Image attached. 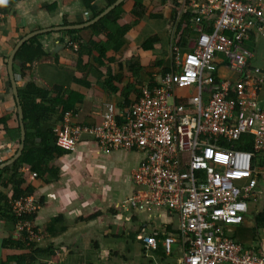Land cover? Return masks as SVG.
Segmentation results:
<instances>
[{
	"label": "built area",
	"instance_id": "built-area-1",
	"mask_svg": "<svg viewBox=\"0 0 264 264\" xmlns=\"http://www.w3.org/2000/svg\"><path fill=\"white\" fill-rule=\"evenodd\" d=\"M176 10L177 18L191 13L195 34L179 35L169 71L154 72L157 84L142 86L130 106L106 102L99 123H73L75 113L66 111L56 145L72 151L87 134L103 150L144 152L134 180L146 187V200L178 215L183 264H264V254L225 230L242 223L249 202L264 196V168H257L264 159V103L258 100L264 66L248 67L253 52L246 44L254 29L264 36V0H177ZM222 61L233 79L220 75ZM141 200L136 195L132 205L143 207ZM10 203L16 238L26 231L29 242L42 241L45 233L33 219L39 200L22 195ZM139 239L147 250L161 244L167 254L177 240L153 233Z\"/></svg>",
	"mask_w": 264,
	"mask_h": 264
},
{
	"label": "crops",
	"instance_id": "crops-1",
	"mask_svg": "<svg viewBox=\"0 0 264 264\" xmlns=\"http://www.w3.org/2000/svg\"><path fill=\"white\" fill-rule=\"evenodd\" d=\"M116 1L110 4L109 0H93L88 6L85 0H0V120H5L0 122V163L13 157L21 143V135L20 140L13 138L12 133H7L5 125L10 130L20 128L21 134L18 103L9 67L12 64L18 89L23 88L27 80L24 73L27 74L29 70H24L26 64L17 56L16 48L23 37L31 34L38 36L47 51L46 62L40 66V85L76 88L84 94V100L75 104L77 109L72 116L73 123L95 124L101 120V111L106 102H113L117 106L123 103L120 92L110 95L98 85L109 71H123V80L118 84L121 90L130 83L139 87L148 83L145 71L136 69L134 72L135 63L147 68L157 58L168 65L172 45L179 37L186 35L177 34L176 26H173L174 19L179 20L177 10L174 14L176 0H143L145 8L148 5V12L165 19L166 26L160 29L153 18L144 15L140 23L125 35L124 47L119 52L109 51L102 64L95 63L90 69L86 79L92 86L76 84L77 79L85 78L74 66L73 60L77 59L75 50L79 45L71 39L73 36H80L84 41L105 38L103 34H96L93 29L87 28L93 24L87 23ZM122 3L123 15L118 20L120 25L125 24L128 13L132 12L134 0H122L119 4ZM187 14L192 16L185 11L180 18ZM71 30L80 31L71 34ZM153 34L159 36L155 47L142 49V42ZM187 34L194 35L195 32L189 31ZM246 44L253 52L248 67L264 66V36L261 30L254 29ZM113 56L115 60L110 61L109 58ZM91 57L85 53L83 63H87ZM144 60L149 62L144 64ZM119 62L123 63L122 69ZM220 75L232 79L235 76L223 61ZM261 76L258 100L263 105L264 73ZM187 92L188 89L183 91ZM136 95L132 92L131 99L134 100ZM99 97H103L101 106L97 105ZM54 118L41 123L42 131L58 126ZM25 131L33 130L25 124ZM144 159L145 153L139 150H103L93 137L85 134L74 150L60 149L59 153L54 154L49 163L54 175L45 172L40 177L36 172V176H33L35 171L23 166L21 171L26 183L34 188V196L40 202V208L33 215L34 222L45 233L44 239L38 242L40 248L54 251L58 264H183L186 245L180 235L178 215L167 205L146 200L143 197L146 187L134 180L135 169ZM4 191L11 197L12 186L8 185ZM139 194L143 207L132 205V200ZM15 228L16 222L0 212V261L9 254L2 242L8 237L16 238ZM225 230L244 246L264 254V196L260 195L258 201L249 202L242 223L226 225ZM149 233L160 235V239L174 235L177 240L172 254H167L162 246L160 250H147L139 236ZM39 257L41 263L50 261L46 252Z\"/></svg>",
	"mask_w": 264,
	"mask_h": 264
},
{
	"label": "trees",
	"instance_id": "trees-1",
	"mask_svg": "<svg viewBox=\"0 0 264 264\" xmlns=\"http://www.w3.org/2000/svg\"><path fill=\"white\" fill-rule=\"evenodd\" d=\"M89 6L93 0H85ZM115 0H109L112 4ZM176 3L174 2V14L176 11ZM123 4H119L115 9L107 13L98 21L93 23L87 28L93 29L96 34H103L105 38L97 41L93 38L84 41L80 36H73L71 39L75 43H78L79 47L76 51L77 59L73 60L75 68L79 70L84 80L77 79L76 84H81L85 87H91L92 84L86 77L89 75L90 69L95 66V63L102 64L103 58L107 56L109 51L119 52L124 47L125 35L130 32L137 24L140 23V19L144 15H149L151 18L159 17L158 14L148 12V5H143V0H134V7L132 12L128 13V18L124 20V25L118 23L119 18L123 15ZM98 14V13H97ZM95 14V15H97ZM176 15V14H175ZM174 17V15H173ZM189 18L190 14L175 20L173 26H176L175 31L177 34H187L189 32ZM80 30H71V34L79 32ZM159 40L157 34H153L145 38L141 44V48L144 50H151L155 46L154 44ZM47 51L44 49L42 42L38 36H34L27 40L17 51V56L20 57L26 65L24 70H29L24 76H27L25 86L19 88L20 102L24 112V121L28 129L33 131H27L26 141L21 156L13 162L11 165L0 170V212L7 219L17 221V217L11 210V199L17 198L22 195H34V188L27 185L26 179L21 171L23 166H29L30 170L37 172L38 176L42 177L45 172L54 175L49 168V163L54 154L59 153L60 149L56 145V133L59 125L61 124L66 111H74L77 109L75 104L84 100V94L77 91L76 88H64L61 85H40L39 80L41 78L40 66L45 61V55ZM87 53L92 56L91 61L83 63V55ZM167 53V51H166ZM50 59V58H49ZM47 60V58H46ZM110 61L115 60V56L109 58ZM28 64V65H27ZM119 68H123V63L119 62ZM169 64V62H168ZM148 68V69H147ZM145 68L139 63L133 65V70L136 73V69L139 71H145L149 78L148 85H156L157 81L153 76V73L158 71L159 74H163L169 71V65L164 64V60L155 58L150 67ZM154 68V69H152ZM111 71L106 74L103 82H98L102 91L108 94H115L120 92L123 103L120 107H126L134 104L139 95L141 94V87L134 85L133 83L123 86L120 90L119 83L122 82L124 73L116 70V73ZM135 92L137 95L131 99L130 95ZM97 105L101 106L103 97L98 98ZM55 117V118H54ZM57 120L58 126L50 127L48 130L42 131V122H48L50 120ZM5 120H0V122ZM98 121L97 123H99ZM84 124V123H80ZM5 129L8 134L12 133L13 138L20 140V128L10 130L8 125H5ZM241 148H250L249 146L239 145ZM62 150V149H61ZM260 163L257 168H264V159L260 156ZM8 185L12 186L13 193L9 197L5 193V188ZM158 236V235H157ZM28 232L24 231L22 237L5 238L2 242L4 249L9 251L4 259L0 261V264H40L42 261L39 255L43 252L48 253L52 264H58V258L54 251L51 249H41L37 242L28 241ZM160 237V235L158 236ZM161 249L160 247L157 250ZM41 264H47L41 263Z\"/></svg>",
	"mask_w": 264,
	"mask_h": 264
},
{
	"label": "water",
	"instance_id": "water-1",
	"mask_svg": "<svg viewBox=\"0 0 264 264\" xmlns=\"http://www.w3.org/2000/svg\"><path fill=\"white\" fill-rule=\"evenodd\" d=\"M122 0H117L113 5H111L110 7L106 8L101 14H99L98 16H96L94 19H92L90 22L87 23V25L95 23L96 21H98L101 17L105 16L109 11H111L113 8L116 7V5H118ZM82 26V25H81ZM78 27V26H76ZM31 37H33V35H27L25 37H23L18 43H17V47L16 48H20L27 40H29ZM12 64L9 67V74L11 76V83H12V87L14 90V94L18 103V113H19V118H20V125H21V143H20V148L18 149V152L11 158L7 159L6 161L0 163V170L6 168L7 166L11 165L13 162H15L22 154L23 152V148L25 146V138H26V131H25V122H24V112H23V108L20 102V96H19V92H18V85H17V81L14 78V70L12 69Z\"/></svg>",
	"mask_w": 264,
	"mask_h": 264
},
{
	"label": "rangeland",
	"instance_id": "rangeland-1",
	"mask_svg": "<svg viewBox=\"0 0 264 264\" xmlns=\"http://www.w3.org/2000/svg\"><path fill=\"white\" fill-rule=\"evenodd\" d=\"M160 17V16H159ZM153 18V20H155L156 25L158 26V28L162 29L166 26V20L163 18ZM149 62V60H144V64H147Z\"/></svg>",
	"mask_w": 264,
	"mask_h": 264
},
{
	"label": "clouds",
	"instance_id": "clouds-1",
	"mask_svg": "<svg viewBox=\"0 0 264 264\" xmlns=\"http://www.w3.org/2000/svg\"><path fill=\"white\" fill-rule=\"evenodd\" d=\"M144 85H145V84H143L142 86H144ZM146 85H147V83H146ZM142 86H141V87H142ZM35 173H36V172H35ZM12 213H13V212H12ZM50 261H51V260H50ZM45 262H46V261H45ZM51 262H52V261H51ZM46 263H47V262H46ZM47 264H48V263H47Z\"/></svg>",
	"mask_w": 264,
	"mask_h": 264
}]
</instances>
